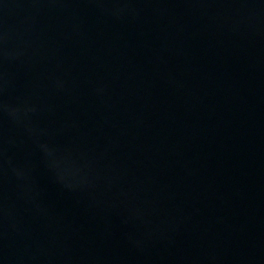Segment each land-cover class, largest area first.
<instances>
[{
    "label": "water",
    "instance_id": "water-1",
    "mask_svg": "<svg viewBox=\"0 0 264 264\" xmlns=\"http://www.w3.org/2000/svg\"><path fill=\"white\" fill-rule=\"evenodd\" d=\"M0 264H264V0H0Z\"/></svg>",
    "mask_w": 264,
    "mask_h": 264
}]
</instances>
